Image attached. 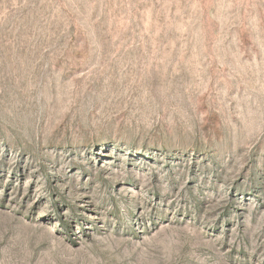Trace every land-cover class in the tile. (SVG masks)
<instances>
[{"label":"rangeland","instance_id":"obj_1","mask_svg":"<svg viewBox=\"0 0 264 264\" xmlns=\"http://www.w3.org/2000/svg\"><path fill=\"white\" fill-rule=\"evenodd\" d=\"M0 264H264V0H0Z\"/></svg>","mask_w":264,"mask_h":264}]
</instances>
